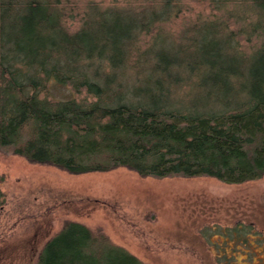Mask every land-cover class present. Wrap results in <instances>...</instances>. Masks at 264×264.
Returning <instances> with one entry per match:
<instances>
[{
	"label": "trees",
	"instance_id": "1",
	"mask_svg": "<svg viewBox=\"0 0 264 264\" xmlns=\"http://www.w3.org/2000/svg\"><path fill=\"white\" fill-rule=\"evenodd\" d=\"M58 4L0 0V152L71 175L124 168L142 178L206 177L227 185L264 177V80L251 70L254 83L237 106L194 112L170 105L165 80L181 66L189 73L213 70L214 50L184 59L163 52L154 57L148 49L140 54L153 60L145 79L124 86L119 78L139 21L133 25L117 14L108 23L104 16L113 11L92 8L84 27L70 34ZM50 83L94 100L41 98ZM204 85L195 86L218 84ZM4 198L0 191V212ZM216 235L220 264H264V232L253 224L219 228ZM37 264L142 263L83 225L66 222L43 246Z\"/></svg>",
	"mask_w": 264,
	"mask_h": 264
},
{
	"label": "rangeland",
	"instance_id": "2",
	"mask_svg": "<svg viewBox=\"0 0 264 264\" xmlns=\"http://www.w3.org/2000/svg\"><path fill=\"white\" fill-rule=\"evenodd\" d=\"M57 1L61 22L70 34L84 27L92 8L99 13L113 11L104 16L108 23L117 14L133 25L139 21L128 64L119 78L124 86L138 85L148 74L153 60L140 57L143 51L149 49L154 57L163 52L185 59L203 49L214 50L213 70L189 73L181 66L173 73L170 69L172 76L165 80L171 86L170 105L177 103L194 112L222 104L237 106L254 83L251 70L264 80V0ZM153 12L163 15L155 21L150 19ZM9 26L11 21H6V34H11ZM213 82L218 85L210 89L195 86ZM40 97L94 100L85 92L75 94L53 83ZM0 175L5 196L0 212V264H37L43 246L66 222L83 225L142 264H220L215 246L219 228L253 224L264 232V177L227 185L206 177L142 178L124 168L71 175L2 152Z\"/></svg>",
	"mask_w": 264,
	"mask_h": 264
}]
</instances>
